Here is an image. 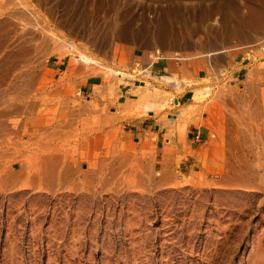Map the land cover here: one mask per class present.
I'll return each instance as SVG.
<instances>
[{"label":"rangeland","instance_id":"obj_1","mask_svg":"<svg viewBox=\"0 0 264 264\" xmlns=\"http://www.w3.org/2000/svg\"><path fill=\"white\" fill-rule=\"evenodd\" d=\"M133 51L203 71L160 91L189 90L181 154L111 113L123 77L163 85ZM88 160L111 183L81 185ZM0 264H264V0H0Z\"/></svg>","mask_w":264,"mask_h":264},{"label":"crops","instance_id":"obj_2","mask_svg":"<svg viewBox=\"0 0 264 264\" xmlns=\"http://www.w3.org/2000/svg\"><path fill=\"white\" fill-rule=\"evenodd\" d=\"M131 59L136 60L140 66L146 65L145 67L149 70L148 77L151 79H160L163 81L162 87L158 88L159 93L151 91V82H144L143 80L131 81L128 77H123L120 83H117L111 87V113L115 118L126 117L122 120V126L125 132L140 136L142 143L148 142V137L155 136L153 144L156 148V154L161 155L164 148V144H171L175 150V153L181 154L183 152V146L178 143L176 138L178 137L179 129L185 123V116L188 113V104L186 101L189 100V90L185 91L182 95L178 96L171 106L166 95L162 93L175 94L178 81H182L184 78H188L194 73L198 78L202 77V69H199L197 73L190 70L187 66V61L171 59L167 57L156 58L149 65V56L144 52L133 51ZM240 59V58H239ZM224 64L228 66L227 60H223ZM240 66H243L241 60L237 61ZM233 61L231 64L233 65ZM131 67V65H129ZM225 66V67H227ZM255 68V67H252ZM249 69L246 76L251 73ZM237 71L233 72V76ZM238 75V73H237ZM144 83V84H143ZM146 83H149L148 86ZM154 83V82H153ZM102 79L98 76H89L84 80L78 81L75 84V89L80 94L90 97L97 103H102L101 96L105 87L101 88ZM109 100V99H108ZM133 110V114L129 112ZM129 114V115H128ZM146 115V116H145ZM139 117V118H133ZM147 117V118H144ZM198 115H192L188 121V132L193 134L192 142H198L196 135L200 139L208 137V132L205 130L206 127L199 124ZM192 146V145H191ZM170 148H167V150ZM162 160V158H160ZM189 160V158H185Z\"/></svg>","mask_w":264,"mask_h":264},{"label":"bare ground","instance_id":"obj_3","mask_svg":"<svg viewBox=\"0 0 264 264\" xmlns=\"http://www.w3.org/2000/svg\"><path fill=\"white\" fill-rule=\"evenodd\" d=\"M255 75V74H254ZM248 81H249V79H248ZM252 82V81H251ZM73 101V100H72ZM195 107V106H194ZM38 122V121H37ZM31 124H33V122L31 123ZM64 125V124H63ZM26 126V125H25ZM23 127L24 129H23V134H24V132H27V133H29L30 135H32V134H36L35 133V131H36V125H32V129H30V130H28V128L27 127ZM37 126H40V125H38L37 124ZM31 127V126H30ZM29 127V128H30ZM42 127H47V125H42ZM45 129H47V128H45ZM3 130V129H2ZM5 131V130H4ZM45 132V131H44ZM58 134V133H57ZM37 135V134H36ZM37 136H39V135H37ZM68 137V136H67ZM50 137H48V138H45L46 140L47 139H49ZM53 138V137H52ZM50 140V139H49ZM57 140V139H56ZM59 140V139H58ZM85 141V140H84ZM39 147V146H38ZM96 161V160H95ZM52 162V161H51ZM59 162H60V160H58V161H56V165H53V164H51V163H48L47 161L45 162V164H44V166L42 167V168H40L39 170H36L37 171V173H36V175L38 176V179H39V181H43L44 183H46V185L48 184V185H52L53 183H55V182H57V181H60V180H65L66 179V177H67V174H69V173H66L67 171V168H65L64 166H62L61 164H59ZM86 162H88V164H89V166L91 167L88 171H84V172H82L81 173V181H80V184L81 185H83V183L84 184H86V182H89L90 184L88 185L89 187H90V189L91 190H93V188H95V185H100V184H103L104 185V183H105V185L107 186L108 185V182H110L111 183V181L109 180L108 181V179L107 178H105V174H106V172L105 173H102L101 172V170L102 169H105L104 167L101 169V168H99L98 167V169H99V171L98 170H95L94 169V167H95V165H94V161H91V160H88V161H86ZM61 163V162H60ZM97 163V162H96ZM61 165V166H59V165ZM98 164V163H97ZM100 164V163H99ZM11 165H12V163H11ZM10 165V166H11ZM102 166V165H101ZM104 166V165H103ZM9 167V166H8ZM21 168H25V167H21ZM23 169H21V170H23ZM101 169V170H100ZM110 169V168H109ZM108 169V170H109ZM8 170V172L10 173V172H12V171H10V167L7 169ZM6 170V171H7ZM20 170V171H21ZM16 172V171H15ZM22 172V171H21ZM20 172V173H21ZM24 172V171H23ZM22 172V173H23ZM104 172V171H103ZM110 172V171H109ZM19 173V174H20ZM22 174H20V176H21ZM24 175V174H23ZM36 175H34V176H36ZM12 176V178L14 177V174H12L11 175ZM40 176H41V178H43V179H41L40 178ZM110 178H111V176H110ZM109 178V179H110ZM35 180H37V178L35 179ZM4 181V180H3ZM10 181V180H9ZM38 181V180H37ZM41 181V182H42ZM11 182V181H10ZM13 182V181H12ZM107 183V184H106ZM109 183V184H110ZM87 185V184H86ZM85 185V186H86ZM105 186V187H106ZM109 186H111V185H109ZM52 187V186H51ZM88 187V188H89ZM83 188V187H82ZM88 188L86 187L85 189H87L88 190ZM104 188V187H103ZM53 189V188H52ZM90 190V191H91ZM93 192V191H92Z\"/></svg>","mask_w":264,"mask_h":264},{"label":"built area","instance_id":"obj_4","mask_svg":"<svg viewBox=\"0 0 264 264\" xmlns=\"http://www.w3.org/2000/svg\"><path fill=\"white\" fill-rule=\"evenodd\" d=\"M196 140L198 141V142H200V138H199V136L198 135H196Z\"/></svg>","mask_w":264,"mask_h":264}]
</instances>
